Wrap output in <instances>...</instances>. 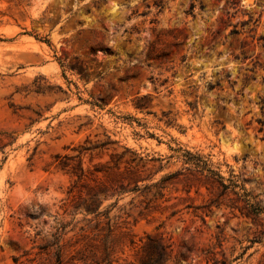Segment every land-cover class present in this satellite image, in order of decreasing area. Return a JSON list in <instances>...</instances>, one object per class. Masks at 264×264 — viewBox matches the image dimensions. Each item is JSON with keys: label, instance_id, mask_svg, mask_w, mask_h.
Wrapping results in <instances>:
<instances>
[{"label": "rangeland", "instance_id": "obj_1", "mask_svg": "<svg viewBox=\"0 0 264 264\" xmlns=\"http://www.w3.org/2000/svg\"><path fill=\"white\" fill-rule=\"evenodd\" d=\"M232 189L264 210V0H0V264H264Z\"/></svg>", "mask_w": 264, "mask_h": 264}, {"label": "trees", "instance_id": "obj_2", "mask_svg": "<svg viewBox=\"0 0 264 264\" xmlns=\"http://www.w3.org/2000/svg\"><path fill=\"white\" fill-rule=\"evenodd\" d=\"M58 159H59L58 156H56V160H58ZM56 166L63 169L64 167L68 166V163L60 159L57 162ZM208 171L212 175H215V173L212 170L208 169ZM80 175H82V174H78V177H80ZM218 177L221 178V176H218ZM221 185L224 188V190L229 187V186L224 185L222 183H221ZM231 186L233 188H235V187H238V184L235 183V182H231ZM241 189H243V188L241 187ZM233 193L237 195V197H238L237 199L243 201V203H244V207L243 208H245L247 210L246 214H251V215L257 216L261 212L264 211L263 208L259 205V203L254 201L253 198L248 193L245 192V193L240 194L239 192H236L234 190H233ZM93 211H95V210H93ZM145 238H146V242L152 241L154 243V246H151L152 248H149L146 251L148 243L146 244V242H145L141 246L142 250L147 252V253H149V256L152 259V262L154 264H159L161 262H165L168 259V250H167V248L169 247V245L165 244L163 241H161L159 239H155L150 234H146ZM140 241H142V239ZM130 242H131V244L134 243L133 240H131ZM60 253H61V250H58V252H57V264H62L61 254ZM219 262H220L219 260H214L213 263L217 264ZM221 262H222V264H225V260H222Z\"/></svg>", "mask_w": 264, "mask_h": 264}]
</instances>
